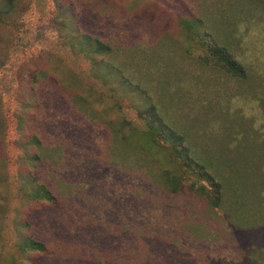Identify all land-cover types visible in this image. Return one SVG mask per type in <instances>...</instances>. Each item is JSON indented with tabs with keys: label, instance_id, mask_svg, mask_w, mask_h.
<instances>
[{
	"label": "rangeland",
	"instance_id": "1",
	"mask_svg": "<svg viewBox=\"0 0 264 264\" xmlns=\"http://www.w3.org/2000/svg\"><path fill=\"white\" fill-rule=\"evenodd\" d=\"M3 7L0 264H264V4Z\"/></svg>",
	"mask_w": 264,
	"mask_h": 264
},
{
	"label": "trees",
	"instance_id": "2",
	"mask_svg": "<svg viewBox=\"0 0 264 264\" xmlns=\"http://www.w3.org/2000/svg\"><path fill=\"white\" fill-rule=\"evenodd\" d=\"M256 1L264 4V0H256ZM11 4H13L12 1H11ZM9 11H11L10 8H6V7H3L2 9H0V12H3V13H8ZM207 60H212V62H214L215 65L219 66L220 68H222L223 70H225L228 73L235 74V75L240 73V72L242 73L241 66L239 65V63L237 61L232 59V57L227 53L226 49H213V50H211L209 52ZM157 131H158V128H156V127L155 128L152 127V129L147 127V135L150 136L149 138L151 139L152 143H154L156 138H157V136H156L157 134H154V132H157ZM164 131H165L164 129L160 130V132H164ZM166 136H167V139H170L171 141L176 140L175 138H173L174 136H171V133L166 134ZM173 142H175V141H173ZM35 144H37L40 148L42 147V145L39 141H35ZM174 152L175 153L178 152L177 155L179 157H182V158L184 157V153L181 150H178L176 147L174 149ZM40 158H41V155L40 156L35 155L34 159L40 160ZM184 159L188 160L187 157H184ZM185 168L187 170H189L191 173H194L197 176L204 178V180H207L208 182H210V184L212 185V188L209 191H207L209 193L206 194V197L208 198L209 202L213 206L219 207L221 205L222 196H223L221 183H217L215 177L212 176L210 173H208L206 171L205 167L200 169L201 173H198V174L194 171L195 168L188 162L185 164ZM183 179H184V177H181V179H178V178L176 179V177H175L174 180L169 179V182L167 184L168 190L171 191L172 193H178L181 190L180 189L181 188V182ZM40 193H41V197H43V199H46V200L55 199L53 197V195L50 194L47 190L42 189ZM33 244H38V243L33 242ZM35 248H37L36 245H35Z\"/></svg>",
	"mask_w": 264,
	"mask_h": 264
}]
</instances>
